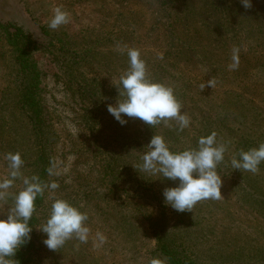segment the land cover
<instances>
[{
    "label": "rangeland",
    "instance_id": "obj_1",
    "mask_svg": "<svg viewBox=\"0 0 264 264\" xmlns=\"http://www.w3.org/2000/svg\"><path fill=\"white\" fill-rule=\"evenodd\" d=\"M164 1L0 0V264L39 172L13 27L51 142L32 264H170L151 223L196 264H264V168L247 165L264 160V0H190L173 31L182 0Z\"/></svg>",
    "mask_w": 264,
    "mask_h": 264
},
{
    "label": "trees",
    "instance_id": "obj_2",
    "mask_svg": "<svg viewBox=\"0 0 264 264\" xmlns=\"http://www.w3.org/2000/svg\"><path fill=\"white\" fill-rule=\"evenodd\" d=\"M158 1L161 6L167 5V2L164 0ZM219 2H221V0H216L215 3L212 4L215 12L218 10ZM178 7L179 9L175 11V16H173V14H170V16L168 14L167 16V19H170L169 23L166 25L168 30L173 31L175 24H180V22H182L184 27H188L187 19L183 18V16H186L190 10H193L192 8H194L195 5L190 0H182ZM225 24H227L229 28L228 26H224ZM232 25L233 24L229 23L228 20L219 21L213 27V34L218 33L220 29L226 27L221 34L229 35L230 26ZM5 39L14 52V63L16 65L15 76L18 86L16 108L25 116L26 122L34 137V146L36 150L35 162L39 171L35 178L34 191L25 202L21 219L18 222V230L16 234L8 238L9 242L15 237L18 238L17 244L15 247L6 250L5 259L8 264H32L34 261L33 257L37 251L36 237L34 234V227L36 224L35 214L42 205L43 189L47 184V177L51 168L49 148L51 142L44 110L39 101L42 73L32 61L29 54L32 40L28 34L17 27H13L11 31L7 32ZM227 95H232V93L229 92ZM253 140H259V138ZM260 145L261 148L258 152L263 154L264 142ZM257 148L258 145H255L247 138V153L250 151H257L253 150ZM247 165L254 168H264V160L251 158ZM163 226L164 225L161 224L151 223V231L157 241V247L160 253L165 256L170 264H196L191 258L181 255L176 249L167 244V233Z\"/></svg>",
    "mask_w": 264,
    "mask_h": 264
}]
</instances>
